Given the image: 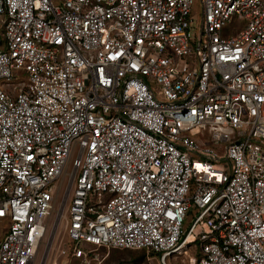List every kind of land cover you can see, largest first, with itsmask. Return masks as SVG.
Instances as JSON below:
<instances>
[{"label":"built area","instance_id":"1","mask_svg":"<svg viewBox=\"0 0 264 264\" xmlns=\"http://www.w3.org/2000/svg\"><path fill=\"white\" fill-rule=\"evenodd\" d=\"M0 25V264H51L65 180L64 264H264V0H0Z\"/></svg>","mask_w":264,"mask_h":264},{"label":"rangeland","instance_id":"2","mask_svg":"<svg viewBox=\"0 0 264 264\" xmlns=\"http://www.w3.org/2000/svg\"><path fill=\"white\" fill-rule=\"evenodd\" d=\"M197 20L200 19V11H197L196 17ZM242 28V23L238 18H233L232 23L226 27L224 35L234 34L236 31L235 28ZM3 28L0 25V31L2 32ZM77 151L75 150L72 154L71 163L69 165V171L72 170V161L75 159ZM67 180H65L60 186L58 203L56 206L57 211L53 214L51 220L49 221L48 233L45 237L44 243L40 249V258H44L45 255L49 252L47 256L49 263H53L57 260L60 264H64L65 259L63 256H59L60 251L68 249L67 242V221H66V207L64 202L67 199L66 194ZM62 202V204H61ZM70 199L67 205V210L69 207ZM61 205V206H60ZM63 205V206H62ZM61 214V216H60ZM194 212L192 211L191 215L187 218V226L191 221V216ZM60 216V218H58ZM59 220V221H58ZM57 222V225H56ZM2 230L0 231V236ZM100 254L104 259V264H161L160 259L153 254H145L142 252H130L126 250L119 249H102ZM196 255V249L192 248L188 251V255L183 256H173L168 258V264H190V256ZM39 258V259H40Z\"/></svg>","mask_w":264,"mask_h":264},{"label":"trees","instance_id":"3","mask_svg":"<svg viewBox=\"0 0 264 264\" xmlns=\"http://www.w3.org/2000/svg\"><path fill=\"white\" fill-rule=\"evenodd\" d=\"M126 251H130V252H142V253L148 254L147 251H145V250H140V251L126 250Z\"/></svg>","mask_w":264,"mask_h":264},{"label":"bare ground","instance_id":"4","mask_svg":"<svg viewBox=\"0 0 264 264\" xmlns=\"http://www.w3.org/2000/svg\"><path fill=\"white\" fill-rule=\"evenodd\" d=\"M60 216H61V214H60ZM60 216H58V218H60ZM59 221V220H58ZM56 225H57V222H56Z\"/></svg>","mask_w":264,"mask_h":264}]
</instances>
